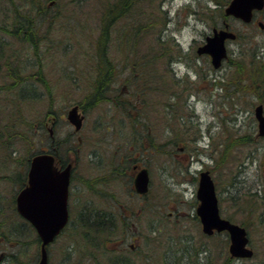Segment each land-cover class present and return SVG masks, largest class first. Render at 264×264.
I'll return each instance as SVG.
<instances>
[{"label":"rangeland","instance_id":"rangeland-1","mask_svg":"<svg viewBox=\"0 0 264 264\" xmlns=\"http://www.w3.org/2000/svg\"><path fill=\"white\" fill-rule=\"evenodd\" d=\"M121 1L55 0L48 14L54 11L56 23L31 42L2 30L12 28V12L31 7L0 0V37L7 40L0 49V264L40 259L41 241L18 213L16 196L30 158L51 148L53 137L76 166L71 220L48 247V264H264V136L254 113L264 104V82L253 88L247 71L237 72L233 63L245 50L264 63V9L246 23L225 16L228 0L130 1L128 12L121 8L109 24L110 96L90 103L97 74L90 59L98 58L103 23ZM148 19L149 32L139 29ZM224 23L237 38L226 41L228 58L215 68L197 47ZM162 28L165 52L156 38ZM19 88L35 97L15 98L11 89ZM75 104L85 115L79 131L67 118ZM130 149L151 168L150 193L142 197L132 195V166L125 175L119 170V153ZM207 169L221 214L249 231L251 258H230L227 232L202 231L197 189ZM244 193H256L249 209L239 201ZM92 212L106 214L112 225L95 245L84 225Z\"/></svg>","mask_w":264,"mask_h":264},{"label":"water","instance_id":"water-1","mask_svg":"<svg viewBox=\"0 0 264 264\" xmlns=\"http://www.w3.org/2000/svg\"><path fill=\"white\" fill-rule=\"evenodd\" d=\"M264 8V0H230L225 7L227 15L251 21L254 9ZM260 25L263 26L262 22ZM236 38V33L227 28H214L212 35L206 37L204 44L198 47V53H208L215 67L222 64L227 56L226 39ZM255 115L259 121V134L264 135V107H255ZM76 130L82 127L84 115L79 112V106L73 105L67 114ZM71 165L64 170L55 166V158L51 153H36L30 161L28 181L16 197L18 212L28 219L36 228L41 238V255L37 264H48L47 245L67 223L68 185L70 182ZM148 171L140 170L135 178L138 192L148 190ZM197 198L200 203L197 214L200 217L203 231L214 234L215 231L227 230L230 235L229 251L235 257H251L254 250L249 246V236L246 227L225 218L220 213L219 199L214 180L209 170L201 171Z\"/></svg>","mask_w":264,"mask_h":264},{"label":"trees","instance_id":"trees-1","mask_svg":"<svg viewBox=\"0 0 264 264\" xmlns=\"http://www.w3.org/2000/svg\"><path fill=\"white\" fill-rule=\"evenodd\" d=\"M3 1H10L12 4H14V7L18 8L22 5L28 4V6H30L31 8H28L26 6H24L26 9L23 10H16L15 12H12L13 15V23H12V28L10 27H2V30L8 33H13L14 36L16 37H20L21 40H29L31 42L37 40V36H39V32L41 29L46 28L47 30L51 29V24L52 23H56V14L53 11V14L50 13L51 15L48 14V7L51 6L50 4H53L55 2V0H50V3H48V0H21L20 4L16 3L17 0H3ZM132 0H122L120 4H117L119 6L118 12H114L112 14V16H110L106 21H104L103 23V27L101 30V34L99 36V39L96 42V46L98 45V58L95 59V61L92 59H90V61L93 63L94 65V69H95V73L96 77H94V85L92 86V93L88 96L90 97V103L91 102H99L103 99H106L107 97L110 96V90H111V82L113 80L114 74L115 72L112 71L113 70V66L112 65V60L106 56V53L104 52L105 50V44L106 41L109 39L110 36V31H109V24L111 23L112 19L114 18V16H116L117 13L121 12V8L123 9L122 12L127 13L128 9L127 6L129 4V2ZM229 1V0H228ZM141 4L146 3V0H141L140 1ZM160 5V3H158V6ZM0 10H2L1 6H0ZM5 11V10H4ZM120 13V15H122L123 13ZM151 19V18H150ZM148 19V20H150ZM145 21L146 23H144V20H140V22L138 23V28L145 30V32H149L148 30H150L149 28V24L151 22L150 21ZM156 23V22H155ZM47 24V25H46ZM112 24V23H111ZM145 24V25H143ZM43 25V26H42ZM137 29V26H134ZM164 28L160 29V31L158 32V36H156L157 41L159 42L160 48L161 50H159V52H165V46H166V39H162V34L161 31ZM126 37V36H125ZM2 38V39H1ZM3 37H0V49H5L7 40L4 41ZM128 38V37H126ZM14 52H12L13 55L12 56V64L17 62V60H15L18 56L17 53V49H13ZM103 50V51H101ZM1 52V50H0ZM3 53V51L1 52ZM0 53V57L1 55L4 57V54ZM107 57V58H106ZM144 58H142L143 60ZM1 61V59H0ZM151 61V60H150ZM177 60H174L173 62H176ZM8 62V61H7ZM234 65L237 68V72L240 71H247L250 81L251 83L249 85H251L253 88H258L256 84H261L262 82H264V63L260 57V55L256 52H253L252 54L250 53V51L245 50L242 53V56L240 55L237 59H235V61H233ZM151 64L149 65H144V68L142 69H146L147 70V66L149 68ZM17 66V63H16ZM13 67V66H12ZM16 68L17 67H13L12 71L14 73H16ZM11 71V70H10ZM243 77V76H242ZM240 76V79L242 78ZM239 82V81H238ZM247 84V86H249ZM245 87V85H242ZM25 88V87H24ZM23 91L21 88H19L16 92V90L11 89V91L14 93L13 96L16 98L18 97L19 100H21L23 97H25L26 95L28 97H35V95L30 94V92L28 91ZM238 140H245L244 137H240V139H236V141ZM68 144V143H66ZM228 148H230V145H228L226 147V150H228ZM245 197H240L239 196L237 198H235L234 194H232L231 197H234L236 200L241 201V205L243 206L242 208H248L249 209V204L251 203V201L253 200V197H256V193H244ZM238 201V202H239ZM110 215V214H109ZM107 215L104 213H93L92 215H88V218L84 219V225L87 226L86 228V232H88L87 235V239H89V241L95 245V243L93 242V240L98 239L99 237H102V231L105 230L106 228H109V226L111 227L112 225L108 223V219H106ZM109 219H111V216H108ZM117 219V217H116ZM113 220V219H112ZM114 224V223H113ZM110 230V228H109ZM111 232V230H110ZM94 238V239H93ZM230 258H232L230 256ZM117 263V262H116ZM173 264H178L176 262H174Z\"/></svg>","mask_w":264,"mask_h":264},{"label":"flooded vegetation","instance_id":"flooded-vegetation-1","mask_svg":"<svg viewBox=\"0 0 264 264\" xmlns=\"http://www.w3.org/2000/svg\"><path fill=\"white\" fill-rule=\"evenodd\" d=\"M177 94V93H176ZM180 95V94H179ZM177 94V96H179ZM53 130V129H52ZM52 147L51 148H43V150H46V151H49V152H52L54 155H55V164L56 166L58 167V169L60 170H64L66 169L69 165H71V177H70V185H69V198H68V208H69V213H70V220H71V209H70V203H71V199H72V190H71V187H72V183H73V180H74V177H75V161L73 159H69L67 157V154H64L63 157L61 156V154L63 153V149L61 148V143L58 139H56L55 137L52 138ZM69 145H71L69 143ZM72 148V147H71ZM135 149V148H134ZM134 149H130V151H122L120 152V156H119V161H120V165H122V170L121 168L119 169L122 174L125 175V172H126V169L130 168L131 166V173L133 174L132 177H130V181H131V184H132V195H135L134 192L140 197L142 196H145L147 194L150 193V187H151V168H149L148 166L144 165L142 163V157L139 156L140 153L138 150H134ZM134 150V152H133ZM133 156V157H132ZM132 162V164H131ZM142 168H146L147 171H148V177H149V181H148V190L146 192H138L135 188V178L137 176V174L140 172V170ZM120 206L119 205V210L117 211L118 214L121 215L122 211L120 210ZM116 213V216L117 218H121L120 215H118ZM125 224H127L124 220L122 226H123V229H124V226ZM134 224V223H133ZM128 225V224H127ZM136 228V226H135ZM130 246L132 248L135 247V245L133 243L130 244Z\"/></svg>","mask_w":264,"mask_h":264},{"label":"bare ground","instance_id":"bare-ground-1","mask_svg":"<svg viewBox=\"0 0 264 264\" xmlns=\"http://www.w3.org/2000/svg\"><path fill=\"white\" fill-rule=\"evenodd\" d=\"M177 62V61H176Z\"/></svg>","mask_w":264,"mask_h":264}]
</instances>
